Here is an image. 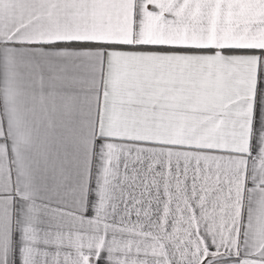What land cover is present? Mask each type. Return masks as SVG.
<instances>
[{
  "label": "snow or ice",
  "instance_id": "obj_1",
  "mask_svg": "<svg viewBox=\"0 0 264 264\" xmlns=\"http://www.w3.org/2000/svg\"><path fill=\"white\" fill-rule=\"evenodd\" d=\"M17 7L0 264H264V0Z\"/></svg>",
  "mask_w": 264,
  "mask_h": 264
},
{
  "label": "crops",
  "instance_id": "obj_2",
  "mask_svg": "<svg viewBox=\"0 0 264 264\" xmlns=\"http://www.w3.org/2000/svg\"><path fill=\"white\" fill-rule=\"evenodd\" d=\"M0 17L18 23L21 13L17 7V0H0Z\"/></svg>",
  "mask_w": 264,
  "mask_h": 264
}]
</instances>
